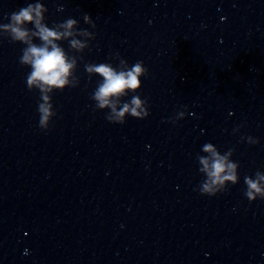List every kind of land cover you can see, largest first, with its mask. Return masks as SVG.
<instances>
[{
	"label": "clouds",
	"instance_id": "9594fccd",
	"mask_svg": "<svg viewBox=\"0 0 264 264\" xmlns=\"http://www.w3.org/2000/svg\"><path fill=\"white\" fill-rule=\"evenodd\" d=\"M48 9L36 0L26 7L12 12L10 22L0 24V34L5 35L12 42L25 45L19 63L28 66L31 70L26 78V86L29 91L38 90L40 102L37 111L39 113V127L47 131L50 123L57 113L54 111L52 94L55 91H63L66 87H76L79 78L75 75L77 69V56H70L61 46L62 41H68L73 52L83 53L90 47V41L96 34L88 29L78 27V20L67 18L61 23L49 27L46 23L45 13ZM84 23L95 29L96 24L89 14L83 15ZM28 25H32L29 28ZM39 39L40 44L34 43ZM83 57L81 56L80 59ZM119 65L114 67L111 63H88L85 65L89 77L98 75L102 78L91 94L98 110H109L106 119L110 123L123 124L128 116L136 119H145L149 116L147 99H142L138 90L142 87L141 77L149 75L143 61H137L129 66L123 58H119ZM132 93L130 100H124ZM185 118V111H179L170 123L176 124ZM240 127L234 129L239 132ZM249 144L258 141L251 137H241ZM201 151L206 155H198L199 172L205 179L199 185L201 195L209 197L227 190L229 184L239 182V164L233 161L234 149H229L223 154L211 142L205 143ZM245 197L249 202L258 198L264 200V173L257 171L255 177L245 176Z\"/></svg>",
	"mask_w": 264,
	"mask_h": 264
}]
</instances>
